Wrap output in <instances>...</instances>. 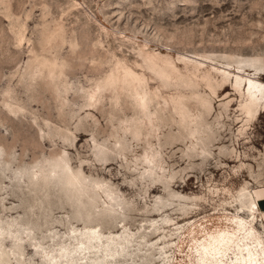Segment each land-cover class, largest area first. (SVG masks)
Returning <instances> with one entry per match:
<instances>
[{"label": "rangeland", "instance_id": "374dc122", "mask_svg": "<svg viewBox=\"0 0 264 264\" xmlns=\"http://www.w3.org/2000/svg\"><path fill=\"white\" fill-rule=\"evenodd\" d=\"M262 87L264 0H0V264H264Z\"/></svg>", "mask_w": 264, "mask_h": 264}, {"label": "crops", "instance_id": "0c3cea01", "mask_svg": "<svg viewBox=\"0 0 264 264\" xmlns=\"http://www.w3.org/2000/svg\"><path fill=\"white\" fill-rule=\"evenodd\" d=\"M258 194L259 201L257 202L259 212H264V188L260 190Z\"/></svg>", "mask_w": 264, "mask_h": 264}, {"label": "bare ground", "instance_id": "6f19581e", "mask_svg": "<svg viewBox=\"0 0 264 264\" xmlns=\"http://www.w3.org/2000/svg\"><path fill=\"white\" fill-rule=\"evenodd\" d=\"M258 87H261V86H258ZM262 89H264V88L262 87ZM258 95H259V97L261 96V97H263V99H264V95L259 94V93H258ZM262 103H263V102H262ZM88 236H89L91 239H95V238H96V236H93L92 234H89V233H88Z\"/></svg>", "mask_w": 264, "mask_h": 264}]
</instances>
